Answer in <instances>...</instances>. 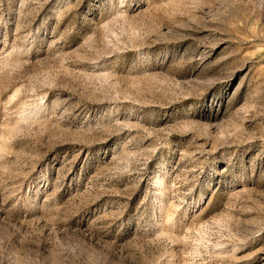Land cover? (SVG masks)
<instances>
[{
	"label": "rangeland",
	"instance_id": "374dc122",
	"mask_svg": "<svg viewBox=\"0 0 264 264\" xmlns=\"http://www.w3.org/2000/svg\"><path fill=\"white\" fill-rule=\"evenodd\" d=\"M0 264H264V0H0Z\"/></svg>",
	"mask_w": 264,
	"mask_h": 264
}]
</instances>
